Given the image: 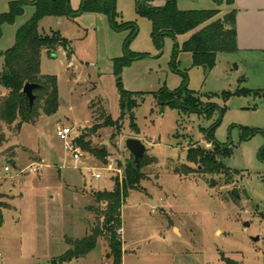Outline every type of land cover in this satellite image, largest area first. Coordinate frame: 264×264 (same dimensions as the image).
Here are the masks:
<instances>
[{"label":"rangeland","instance_id":"374dc122","mask_svg":"<svg viewBox=\"0 0 264 264\" xmlns=\"http://www.w3.org/2000/svg\"><path fill=\"white\" fill-rule=\"evenodd\" d=\"M10 1L14 0H0V15L8 11ZM178 5L182 10L218 9L219 18L230 12L226 11L230 6H217L211 0H179ZM116 11L119 24L137 29L129 51L146 55L123 69L122 87L143 95L134 98L137 105L121 119L114 60L124 55L129 30L115 31L107 17L106 24L96 28L88 16L92 13L75 20L64 18L62 23L53 17L43 19L40 32H58L84 66L77 70L79 79L74 85L64 49L51 55L44 52L41 72L57 77L61 108L54 116L26 124L21 133L15 126L0 127V137L7 138L0 146V209L9 208L11 199L16 208L3 213L6 226L0 227V236L26 234L25 245L38 246V264H113L105 238L83 258L66 263L60 259L73 249L75 241L91 234L98 210L106 208L105 203H97L94 194L112 192L116 182L123 181L125 169L134 161L126 143L138 139L147 149L144 179L129 190L122 208V264H264V161L260 158L264 97L255 95L264 92V54L220 53L215 67L207 71L195 67L192 54L182 50L190 34L178 38L180 52L173 61L176 42L165 38L159 50L151 38L152 23L136 13L134 0H117ZM34 13L27 6L14 24L3 26L0 72L4 53L14 46L17 31ZM184 85L218 110L207 117L159 104L157 93L174 92ZM244 88L252 93L235 95ZM224 93L233 96L225 99ZM101 114L119 121V130L94 131L96 124L103 123ZM217 123L214 142L229 145V150L221 157V173L206 174L188 163V149L194 145L212 149L207 137ZM59 127L73 129L72 135L60 139ZM251 131L256 133L245 138ZM83 133L93 148L106 152V163L81 148L78 159L67 150L66 143L73 141L78 146ZM20 144L45 154L47 166L42 175L5 178L4 167L12 162L25 168L40 161ZM96 174L102 177L96 179ZM9 188L14 195H9ZM235 189L240 199L233 196Z\"/></svg>","mask_w":264,"mask_h":264},{"label":"trees","instance_id":"16d2710c","mask_svg":"<svg viewBox=\"0 0 264 264\" xmlns=\"http://www.w3.org/2000/svg\"><path fill=\"white\" fill-rule=\"evenodd\" d=\"M136 13L151 21V38L155 46L162 50L164 39L171 38L176 43L174 46L173 61L180 52L177 43L179 37L190 34V37L183 43L182 50L192 54L193 65L202 67L207 71L212 70L217 61L218 54H236L238 48L237 34V10L232 9L223 18H219L220 10H181L179 0H134ZM163 1L162 6L156 5ZM215 5L226 4L233 7L235 0H211ZM117 0H82L78 10L71 6V0H14L9 3L8 11L0 15V40L3 36V26L15 23L17 18L24 14L25 7L32 5L35 9L33 17L24 24L16 35L14 46L4 53V66L0 72V127L15 128L21 131L24 124H36L42 116L51 117L60 109L58 79L55 76H44L41 72L42 54L44 52L54 54L59 48L64 49L68 60H71L73 48L58 32L42 34L39 29L40 22L47 17L69 18L75 20L77 17L86 14H101L109 19L111 27L117 31H130L124 43V55L114 60V70L117 76V86L120 95V107L122 117L127 111L137 105L134 99L143 93H132L125 91L121 83L123 69L129 67L134 61L146 58V55L135 54L129 51L131 40L137 35V29L132 24H119L116 20ZM241 82H244L242 79ZM37 84L39 88L34 91L35 102L31 106L28 97L23 92L26 84ZM2 89L6 92L3 93ZM249 89H240L235 95L251 94ZM255 95L262 94L255 93ZM160 105L171 109L182 111L186 114H200L210 117L218 107L213 103H204L194 92L190 91L187 85L170 92L162 90L155 95ZM225 99H230L233 94L224 93ZM224 110H221L223 113ZM104 115V114H103ZM103 123L96 124L93 128L98 131L101 128L114 127L119 130V121H114L108 114L103 116ZM208 133V139L212 149H204L200 146H192L188 149L187 161L189 164L197 165L206 174L221 173L224 163L221 157L228 154L229 145H221L214 142L213 131ZM256 131H251L249 138ZM84 133L78 138L77 145L83 152L94 155L106 163L107 154L104 150L92 147L90 141H86ZM6 136L0 137V146ZM264 161V149L260 154ZM146 159L140 161L139 168L134 161L129 163L125 169V177L122 182L117 181L112 192H95L94 198L97 203H105L106 208L98 210L96 226L91 234L73 244V249L60 259V263L70 262L85 257L93 252L100 238L109 242L112 252L113 264H122L123 249L120 231L123 227L122 208L130 189H136L137 185L144 179L142 169ZM15 163V162H12ZM190 170V168L187 166ZM1 198V196H0ZM1 206V205H0ZM4 220L0 209V227Z\"/></svg>","mask_w":264,"mask_h":264},{"label":"crops","instance_id":"0c3cea01","mask_svg":"<svg viewBox=\"0 0 264 264\" xmlns=\"http://www.w3.org/2000/svg\"><path fill=\"white\" fill-rule=\"evenodd\" d=\"M189 1L195 2V0H189ZM81 2L82 0H71L72 8L74 10H78L81 5ZM163 4H164L163 1L156 3V5L158 6H162ZM232 9L237 10V34H238L239 52L236 54L239 56L264 54V0H235L234 6L227 7L226 11L229 12ZM186 10H193V9H186ZM88 16L91 20L94 19L95 24L97 26L96 28H99L101 24L102 25L106 24V16L104 15L88 14ZM84 17L86 18V15H83V18ZM47 18H52V17H47ZM53 18H55L56 20L60 19L59 21L61 23L64 20V18H56V17ZM78 21L80 22V18L78 19ZM39 29H40V24H39ZM57 57L58 56L56 55L55 58ZM82 66H84V63L79 62V60L73 54L71 60L68 63V69L70 71L72 81H75L74 85L78 83V79H79L78 78L79 73L77 72V70L81 69ZM250 67L251 65L247 66V68ZM236 68L238 69L239 66ZM60 108H61V102H60ZM25 125L26 124L22 126L21 130H23ZM23 147H25L31 153L36 154L40 158L39 159L40 161L46 162V158H45L46 156L41 150L35 151L29 147L26 146ZM40 161H35L32 163H37ZM13 165L20 167L16 163H13ZM8 192L10 193L9 195H14V191L11 188L8 189ZM12 200L13 199H11L10 203L8 204L9 208H4L1 211L4 220L2 226L4 227L6 226V220L3 213L5 211H9V210L11 211L12 209L16 210V208L11 204ZM10 235L12 237L9 238H7L6 236L5 237L0 236V254H1L0 264H38V252H39L38 246L35 247L26 246L24 243V235L26 234H23L22 232H13Z\"/></svg>","mask_w":264,"mask_h":264},{"label":"built area","instance_id":"2783aa9c","mask_svg":"<svg viewBox=\"0 0 264 264\" xmlns=\"http://www.w3.org/2000/svg\"><path fill=\"white\" fill-rule=\"evenodd\" d=\"M73 133V129L68 127H59L57 129V136L62 140H67ZM66 148L68 151L73 152L74 158L78 159L81 156L80 148L73 144V141L66 143ZM46 163L44 161H40L37 163H32L25 168H21L18 166L6 165L4 167V174L6 179H16L24 175H42L46 168ZM102 176L100 174L94 175V178L100 179ZM1 257V254H0Z\"/></svg>","mask_w":264,"mask_h":264},{"label":"water","instance_id":"95a60500","mask_svg":"<svg viewBox=\"0 0 264 264\" xmlns=\"http://www.w3.org/2000/svg\"><path fill=\"white\" fill-rule=\"evenodd\" d=\"M39 88V85L37 84H26L24 87L23 92L26 94V96L29 99L30 105L33 106L34 102H35V95H34V91L36 89ZM127 149L129 150V152L133 155L134 157V164L137 165V167L139 168L140 166V161L143 159V157L146 154V147L144 146V144L138 140V139H129L126 143ZM15 166V165H14ZM233 196L237 199H240V196L237 192V190H233L232 192ZM256 242L260 240L259 237L254 239Z\"/></svg>","mask_w":264,"mask_h":264}]
</instances>
